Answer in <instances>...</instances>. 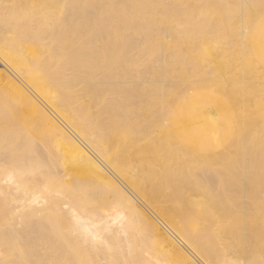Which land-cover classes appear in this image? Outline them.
I'll list each match as a JSON object with an SVG mask.
<instances>
[{"label": "bare ground", "instance_id": "1", "mask_svg": "<svg viewBox=\"0 0 264 264\" xmlns=\"http://www.w3.org/2000/svg\"><path fill=\"white\" fill-rule=\"evenodd\" d=\"M26 1L0 0V121L17 129L0 238L29 264H264V34L212 68L204 35H154L161 0ZM195 7L169 19L197 28Z\"/></svg>", "mask_w": 264, "mask_h": 264}, {"label": "rangeland", "instance_id": "2", "mask_svg": "<svg viewBox=\"0 0 264 264\" xmlns=\"http://www.w3.org/2000/svg\"><path fill=\"white\" fill-rule=\"evenodd\" d=\"M149 2L156 3L159 0H147ZM26 4H30L31 0L26 1ZM162 5H157V14H153V19L156 17H164V22L158 19V23L161 25L157 32H154L156 36H162L163 27L170 25L174 32L173 41L176 42L182 37H195L196 35H204L209 41L208 46L211 47L213 44L212 55L207 62L209 67H217L224 65L228 62L229 57L236 51L245 49V44L247 39L255 37L260 30L264 34V0H161ZM110 4H115L114 0H109ZM249 5L245 6L246 9L240 10L241 4ZM246 3V4H245ZM163 5H167L172 11L164 12ZM196 6V7H195ZM198 6L204 8V12L201 15L195 17V21L199 23L197 28L191 25L184 18L178 21H171L169 19V14L186 13L191 11L193 7L197 9ZM222 9V11H221ZM237 12V14H234ZM148 19L143 18V22L147 23L149 16L146 14ZM235 18V20H234ZM205 19L206 21L201 22ZM142 20V19H141ZM144 28V27H143ZM141 29L140 33L144 36L151 37L150 33H147L146 29ZM189 45V46H187ZM187 45H182L179 51L191 48L195 53L199 54L202 50L204 44L200 42H194ZM187 46V47H185ZM243 47V48H242ZM264 51V43L257 47L256 52L261 53ZM172 53V51H170ZM140 56L144 60L145 65H149V59L146 58L145 52H141ZM140 57V58H141ZM257 55H250L246 61L249 59H255ZM245 61V62H246ZM143 64V67L145 66ZM189 68V65H186ZM264 96V91H262ZM260 103V99L257 100ZM0 131L5 133L6 139L0 142V150H9L10 139L16 133L17 129L15 126L3 124L0 121ZM13 166V165H12ZM30 185L39 183L37 176H30ZM9 225L8 215L2 211L0 205V229H5ZM51 228H54L56 232V250L66 249L65 236L66 227L63 225L62 221H54ZM140 244L145 249H152L149 241L141 238ZM181 244L186 247L182 242ZM26 247L23 243L12 238L11 236H5L0 238V264H5L7 259L15 258L12 264H29L27 261V254L25 253ZM80 252V251H79ZM65 259H62L64 262ZM39 264H62L54 258H48L44 261H39Z\"/></svg>", "mask_w": 264, "mask_h": 264}]
</instances>
